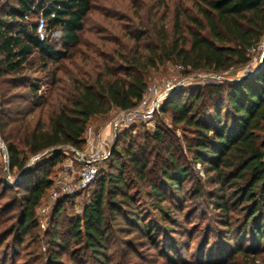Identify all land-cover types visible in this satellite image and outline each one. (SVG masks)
<instances>
[{
    "label": "trees",
    "instance_id": "obj_1",
    "mask_svg": "<svg viewBox=\"0 0 264 264\" xmlns=\"http://www.w3.org/2000/svg\"><path fill=\"white\" fill-rule=\"evenodd\" d=\"M172 5L176 8L170 16L164 13L159 21L143 24L136 14L135 32L118 28L114 47L98 53L100 62L90 67L91 58L82 55L80 64L70 62L67 67L62 61L74 59L69 51L80 45V35L94 9L93 0H0V135L6 144L10 172L22 173L16 187L24 189L19 200L23 217L5 234L11 231L10 235L15 232L27 237L35 209L52 187L50 171L61 162L63 149L83 150L93 118L135 108L148 89L145 75L149 70L172 61L188 72L221 74L251 64L249 50L264 39V0H178ZM41 12L47 20L45 42L36 36ZM157 15L158 11L154 17ZM37 65L51 75L50 82L27 80L24 74L35 71ZM50 65L55 68L50 70ZM43 84L56 86L50 100L37 95ZM5 85L11 88L4 90ZM22 85L27 86L29 95L8 96ZM191 91L184 89L166 99L162 112L171 111L172 122L194 134V140L187 141V150L205 172L204 183L198 178L205 186L196 187L195 193L210 200L217 223L227 228L229 241L234 243V255L229 258L228 250H223L213 262L207 241L198 257L205 264H237L238 256L244 264H264V59L245 77ZM15 100L23 101L24 106L11 109ZM38 108L36 120H26ZM10 113L21 119L4 121ZM163 135L157 132L156 138L161 140ZM46 152L52 154L47 161L49 168L35 185H26L25 175L34 173L28 166L30 158ZM121 152L132 163L136 179L149 184L157 199L166 202L160 188L150 183L148 158L136 156L131 148ZM170 161L174 170L161 166L162 178L181 193L190 168ZM116 168L118 174L103 178L82 217L73 224L75 237L84 241L98 261L103 256L109 222L118 217L141 222L137 211L131 213L136 202L123 178V165L117 162ZM109 186L113 189L108 190ZM69 199L64 196L58 200L56 218ZM155 207L164 217H171L161 205ZM155 231L144 225L142 232L151 236ZM50 241L59 242L57 232ZM48 257L53 263L57 259L50 253Z\"/></svg>",
    "mask_w": 264,
    "mask_h": 264
},
{
    "label": "rangeland",
    "instance_id": "obj_2",
    "mask_svg": "<svg viewBox=\"0 0 264 264\" xmlns=\"http://www.w3.org/2000/svg\"><path fill=\"white\" fill-rule=\"evenodd\" d=\"M6 1L2 0V3ZM173 1L178 0H93L94 9L86 20L85 30L80 35V45L69 51V54L75 57L69 61H62V64L67 67H70V62L80 64L82 55L91 58L90 67L100 62L98 53L114 47L113 42L119 34L118 28L135 32L138 23L136 14L143 24L148 21H159L164 13L169 17L170 11L176 8L172 5ZM167 8L169 10L165 11ZM156 11L158 15L154 17ZM258 65V62L253 61L249 66H239L215 74L188 72L178 63L171 61L149 70L145 77L148 88L153 85L173 86L174 91L170 93L168 99L184 89L198 90L224 81L238 80L251 74ZM38 67L37 65L35 71L24 74L27 80L31 83L37 80L50 82L51 75H47L45 70H39ZM54 68L55 65H50V70ZM58 74L62 76V73ZM3 88L6 90L11 87L5 85ZM54 88L56 86L43 84L37 95L50 100ZM12 94L27 95L28 88L18 86L10 91L8 96ZM2 95L3 89L0 86V101ZM18 104L24 106L23 101L15 100L9 107L15 109ZM39 112L40 108L26 117V120H36ZM122 112L114 110L107 116L95 117L88 125L85 134L86 145L79 152H90L92 144L100 140H106L108 143L106 155L97 162L95 179L85 189H76L74 193H65L62 190L65 185L73 188L77 184L82 169V164L77 160L73 149L71 147L63 149L61 162L50 171L52 187L35 209L34 222L29 226L28 235L24 239L20 234L16 236L15 232L11 235V231L8 234L4 233L7 229H15L23 217L19 200L24 194V189L16 187L22 173L17 170L10 172L6 144L0 135V234H5L0 237V264H205L198 256L206 241L210 243L207 249L212 251L210 254L213 262H217L223 250H228V258L232 255L234 243L229 241L231 233L217 223V216L210 200L195 193L196 187L205 186L201 184L205 172L200 163L198 168V162L194 163L192 155L187 150V141L194 140L192 131L184 125H175L172 122L171 111L163 113L162 106L159 113L150 119L135 120L127 126L115 127ZM13 118L21 119L10 113L4 121ZM89 130L92 133L90 141H87ZM157 132L164 134L161 140L156 138ZM114 148L118 149V153H112ZM127 148H131L136 156L148 158L150 183L160 188L167 198L166 202L157 199L158 196L152 192L149 184L140 183L136 179L132 163L121 152ZM51 157L52 154L47 152L31 157L28 166L34 173L28 176L26 174L23 182L26 185H35L38 176L49 168L50 162L47 164V161ZM172 159L179 165L190 168V176L182 186L181 193L172 189L161 175L163 165L174 170L170 161ZM117 162L123 165V178L136 202L135 207L130 208L131 213L137 211L141 222L136 224L124 217L109 222L103 256L101 261H98L94 259L93 253L86 249L84 241L75 237L73 224L82 217L86 204L99 189L103 178L118 174ZM198 178L202 181L199 182ZM110 189L113 188L109 186L108 190ZM56 192L57 195L54 196ZM64 196L70 199L61 206L63 211L56 218L54 215L59 205L58 200ZM157 204L161 205L164 211L170 212L171 217H164L163 212L156 209ZM144 225H149L151 230L156 228V231L149 236L142 232ZM165 227L171 228V231ZM54 232L59 235V242L56 244L50 243ZM49 253L57 258L54 263L49 262ZM207 258L206 255L205 261ZM242 258L238 256L235 263L244 264Z\"/></svg>",
    "mask_w": 264,
    "mask_h": 264
},
{
    "label": "built area",
    "instance_id": "obj_3",
    "mask_svg": "<svg viewBox=\"0 0 264 264\" xmlns=\"http://www.w3.org/2000/svg\"><path fill=\"white\" fill-rule=\"evenodd\" d=\"M36 36L40 42H45L48 38L47 20L44 12H41L38 16ZM249 53L252 56V62L255 61L258 62V64H261L264 59V40L252 47L249 50ZM172 91H174V87L169 84H166L163 87L158 85L149 87L142 100L135 108L122 112L121 117L116 121L115 127H124L135 120L152 118L156 113H159L161 106ZM91 133L92 131L89 130L87 141H90ZM107 143L106 140L95 142V144H92V150L88 153L79 152L72 148L77 156V160L82 164V169L79 172V180L73 188L66 185L63 187L62 190L65 193H74L76 189L83 190L93 182L97 172V162L101 161V159L104 158V155H106L105 149ZM197 166L199 168L200 164L198 163ZM56 195L57 192L54 196Z\"/></svg>",
    "mask_w": 264,
    "mask_h": 264
}]
</instances>
